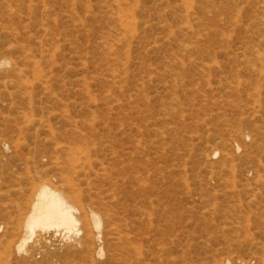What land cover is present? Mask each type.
<instances>
[{
    "label": "rangeland",
    "instance_id": "obj_1",
    "mask_svg": "<svg viewBox=\"0 0 264 264\" xmlns=\"http://www.w3.org/2000/svg\"><path fill=\"white\" fill-rule=\"evenodd\" d=\"M256 1L0 0L1 110L29 94L97 126L94 170L109 171L100 184L120 216L106 264H264Z\"/></svg>",
    "mask_w": 264,
    "mask_h": 264
},
{
    "label": "bare ground",
    "instance_id": "obj_2",
    "mask_svg": "<svg viewBox=\"0 0 264 264\" xmlns=\"http://www.w3.org/2000/svg\"><path fill=\"white\" fill-rule=\"evenodd\" d=\"M258 9L264 11V6ZM128 19L125 31L133 33L138 22L134 15ZM23 97L26 108L12 103L13 95L8 113L0 108V264L110 262L120 254L113 249L120 247L115 244L120 240V216L100 184L111 175L102 166L94 170L97 158L94 161L96 156L89 149L96 143L94 132H99L94 120L90 123L88 116V121L77 120L67 104H62L58 115L53 114L50 107H39L42 98ZM79 127L90 133H79ZM71 131L79 134L71 137ZM111 184L116 187L113 191L120 189L117 182ZM220 263L232 264L229 260Z\"/></svg>",
    "mask_w": 264,
    "mask_h": 264
}]
</instances>
